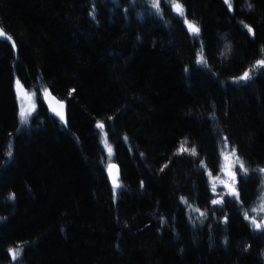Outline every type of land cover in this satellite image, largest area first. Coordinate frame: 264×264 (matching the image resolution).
Masks as SVG:
<instances>
[{
  "label": "trees",
  "instance_id": "obj_1",
  "mask_svg": "<svg viewBox=\"0 0 264 264\" xmlns=\"http://www.w3.org/2000/svg\"><path fill=\"white\" fill-rule=\"evenodd\" d=\"M180 2L198 36L168 0L162 14L149 0H0V264H264L244 218L264 165V69L236 80L264 59V0ZM17 79L35 94L24 124ZM233 148L249 169L226 179L239 200L209 180Z\"/></svg>",
  "mask_w": 264,
  "mask_h": 264
},
{
  "label": "snow or ice",
  "instance_id": "obj_2",
  "mask_svg": "<svg viewBox=\"0 0 264 264\" xmlns=\"http://www.w3.org/2000/svg\"><path fill=\"white\" fill-rule=\"evenodd\" d=\"M160 2L161 0H151V5L154 9H156V13L157 14H162L161 13V9H160ZM113 3H118V0H113ZM225 3L228 4V7L229 9H231L232 7V4H231V0H225ZM171 6L172 8L176 11L177 15L181 16V17H184V23L188 26V29H189V32L192 34V35H195V36H198L199 33H200V28L193 22L189 21L185 15V10H184V7H183V4L180 2V0H171ZM249 7H251V5H249ZM95 8H93L92 12L90 13V15L93 16V18L95 17ZM245 27L247 28L248 32L251 33V34H255L254 33V30L251 26H248V25H245ZM0 38H5V33H4V30L2 27H0ZM8 40H11L12 38L10 36L6 37ZM14 46V45H13ZM197 63H200V64H205L207 63L206 61V58L204 57L203 55V50H201V54H200V57L197 61ZM260 69H264V59H259L255 62V64L253 65L252 69H250L249 71H245L243 73L242 76L236 78L237 81H249L252 79V76H251V72L252 71H257V70H260ZM19 81H17V84L19 85ZM31 113L28 112L26 113L24 111L23 108H21L20 112L18 113L19 115V119H20V123L21 124H24L27 122V119H28V116L30 115ZM59 115V113H57ZM61 119L63 120V116H61ZM97 128H100V129H103L104 128V124L102 122H97ZM125 140H127V137H125ZM9 148H11V145L9 146ZM109 151H111V149H109ZM181 151H187V149L181 147ZM191 154H196V151L195 149H192L191 150ZM232 154L235 155L236 154V149L233 148L232 149ZM7 155L9 157L12 156V152L9 151L7 153ZM143 155V154H141ZM237 162L239 163V168H240V172L243 174V175H247L248 172H249V169L247 167H245V164L244 162L239 158L237 157ZM258 171L260 173H264V168H259ZM121 187L120 184L118 183H115L114 182V185H113V192L115 193L116 189ZM229 196H234L236 197L237 200H239V193L233 189L231 192L228 193ZM9 199H15V194H11ZM182 202L187 204V200L185 198H181ZM212 204H222L223 203V199H219V200H213L211 202ZM195 211H199V209H195ZM200 215L201 216H204L206 215L205 212H200ZM244 218L246 220H248L251 224V226L253 227L254 230L256 231H259L261 232L262 234H264V219H262L260 222H257L256 218L255 217H250L248 215L247 212L244 213ZM225 222H227V217H225ZM12 251V256H13V259L16 260L22 253V249H17L15 251L13 250H10Z\"/></svg>",
  "mask_w": 264,
  "mask_h": 264
},
{
  "label": "rangeland",
  "instance_id": "obj_3",
  "mask_svg": "<svg viewBox=\"0 0 264 264\" xmlns=\"http://www.w3.org/2000/svg\"><path fill=\"white\" fill-rule=\"evenodd\" d=\"M149 1L151 2V0ZM168 2L171 3V0H168ZM174 12L176 13L175 10ZM181 18L183 19V22H184V17H181ZM186 27L188 28L187 25ZM17 81L19 80L17 79L15 81V91H16V96H17V100L19 103V108L20 110L21 108H23L26 113L28 112L32 113L35 107V94L33 91H29L25 87H23L20 81L18 85ZM100 141L108 155L109 162H110L112 158L113 150H112V146L107 140L106 133L104 132L103 129H100ZM109 149H111V151H109ZM261 168H264V165ZM219 169H220L221 177L213 176L209 174V180L211 182V186L213 189L212 191L217 192V193L221 192L217 189V185L220 186L221 182L228 181L229 179L233 180L234 177L240 173L239 163L237 162L236 155H233L232 152L222 153V159L219 165ZM219 199H220L219 196L215 197V200H219ZM250 217H255L257 222H260L262 219H264V173H260V188L256 196V199L251 206V216Z\"/></svg>",
  "mask_w": 264,
  "mask_h": 264
},
{
  "label": "water",
  "instance_id": "obj_4",
  "mask_svg": "<svg viewBox=\"0 0 264 264\" xmlns=\"http://www.w3.org/2000/svg\"><path fill=\"white\" fill-rule=\"evenodd\" d=\"M42 101L46 106L48 112L55 116L60 122L65 123L67 120V104L63 99L55 96L49 88H45L42 94ZM59 113V115L57 114ZM63 116V120L61 119ZM106 173L109 178L110 184L113 187L114 182L119 184V178L121 176V169L117 162L111 161L106 166ZM220 186L231 192L233 189L237 191L230 182L223 181ZM238 192V191H237Z\"/></svg>",
  "mask_w": 264,
  "mask_h": 264
},
{
  "label": "bare ground",
  "instance_id": "obj_5",
  "mask_svg": "<svg viewBox=\"0 0 264 264\" xmlns=\"http://www.w3.org/2000/svg\"><path fill=\"white\" fill-rule=\"evenodd\" d=\"M24 87V86H23ZM14 90H15V83H14ZM15 95H16V91H15ZM16 98H17V96H16ZM111 162V161H110ZM109 163V162H108Z\"/></svg>",
  "mask_w": 264,
  "mask_h": 264
}]
</instances>
